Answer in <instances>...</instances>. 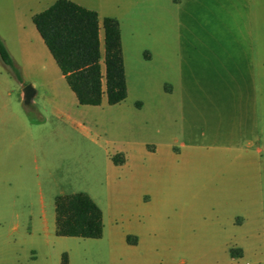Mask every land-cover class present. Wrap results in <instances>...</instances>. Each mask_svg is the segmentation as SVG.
<instances>
[{"label": "rangeland", "instance_id": "374dc122", "mask_svg": "<svg viewBox=\"0 0 264 264\" xmlns=\"http://www.w3.org/2000/svg\"><path fill=\"white\" fill-rule=\"evenodd\" d=\"M53 1L0 0V264H264V0H72L121 30L126 96L98 105L39 84ZM74 192L100 237L55 233Z\"/></svg>", "mask_w": 264, "mask_h": 264}, {"label": "trees", "instance_id": "16d2710c", "mask_svg": "<svg viewBox=\"0 0 264 264\" xmlns=\"http://www.w3.org/2000/svg\"><path fill=\"white\" fill-rule=\"evenodd\" d=\"M31 20L79 104L98 105L103 93L108 104L118 103L125 98L120 32L114 17L102 18L104 92L101 87L99 23L95 10L71 0H54L34 13ZM0 60L20 78L1 40ZM116 155L121 158L117 160ZM112 159L120 163L123 156L117 153ZM54 203L57 235L101 236V210L86 193L59 195Z\"/></svg>", "mask_w": 264, "mask_h": 264}, {"label": "crops", "instance_id": "0c3cea01", "mask_svg": "<svg viewBox=\"0 0 264 264\" xmlns=\"http://www.w3.org/2000/svg\"><path fill=\"white\" fill-rule=\"evenodd\" d=\"M72 1V0H71ZM74 2V1H73ZM76 3V2H75ZM77 4H79V3H77ZM79 5H81V4H79ZM81 6H83V5H81ZM83 7H85V6H83ZM87 8V7H86ZM88 9H90V8H88ZM93 10V9H92ZM41 11V10H40ZM39 12V11H38ZM37 13V12H36ZM97 15H98V13H97ZM103 17H105V16H103ZM102 17V18H103ZM110 17H112V16H110ZM116 19V18H115ZM117 20V19H116ZM118 21V20H117ZM33 23V22H32ZM98 23H99V18H98ZM34 25V24H33ZM118 25H119V22H118ZM35 27V26H34ZM35 30H36V28H35ZM36 32H37V30H36ZM101 32H102V34H101ZM119 32H120V43H121V54H122V60H123V53H122V37H121V30H120V26H119ZM38 33V32H37ZM38 36L40 37V35H39V33H38ZM102 38H103V30H102V19H101V23L99 24V39H100V50H101V46H102V49H103V43H102ZM40 39H41V41L43 42V40H42V38L40 37ZM43 44H44V42H43ZM45 45V44H44ZM46 47V46H45ZM48 50V49H47ZM48 53H49V51H48ZM49 55H50V57L52 58V60L55 62V60L53 59V57L51 56V54L49 53ZM55 64H56V62H55ZM57 65V64H56ZM58 67V66H57ZM123 69H124V66H123ZM58 70H59V68H58ZM101 70V69H100ZM101 74H102V72H101ZM124 76H125V73H124ZM45 77H47V78H45V80L44 81H41L39 84H41L42 85V88L43 89H45L47 92H52V93H54V94H56L57 96H59V101H58V104L60 105V104H64V103H66V102H70V103H73V102H75L76 101V103H78V101H77V99H76V97H75V94L73 93V91L69 88V86H68V84L66 83V81H65V78H64V76H63V74L61 73V71L59 70V72L57 73V72H53V74L51 75V76H49V78H48V76H45ZM63 81L66 83V85H67V87H68V89L69 90H67V88H66V86H64V83H63ZM125 84H126V82H125ZM30 85V84H29ZM31 87L33 88V90H34V94L37 92V85H36V83H35V81L33 82H31ZM101 87H103V83H102V77H101ZM22 94H23V92H22V89H21V91H20V97H22ZM103 96L105 97V94L103 93V95H102V97H101V101H102V98H103ZM75 99V100H74ZM105 99H106V97H105ZM107 102V101H106ZM79 104V103H78ZM117 153H121V155L123 156V161L122 162H120V163H115V162H113V156L115 155V154H117ZM115 154H113L112 155V157H111V159H112V162L114 163V164H122V163H124L125 162V156H124V154L122 153V152H116ZM74 193H76V192H74ZM72 194V193H71ZM63 195H68V194H63ZM88 195V194H87ZM57 196H59V195H57ZM89 196V195H88ZM56 197V196H55ZM90 197V196H89ZM91 198V197H90ZM92 199V198H91ZM93 200V199H92ZM54 202H55V199H54ZM55 204V203H54ZM97 205V204H96ZM98 206V205H97ZM99 207V206H98ZM100 209V208H99ZM54 210H55V205H54ZM101 219H102V212H101ZM103 226V225H102ZM127 239H129V240H131L130 239V237L129 236H127ZM133 239V241L135 240L134 238H132Z\"/></svg>", "mask_w": 264, "mask_h": 264}, {"label": "water", "instance_id": "95a60500", "mask_svg": "<svg viewBox=\"0 0 264 264\" xmlns=\"http://www.w3.org/2000/svg\"><path fill=\"white\" fill-rule=\"evenodd\" d=\"M22 99H23V102L25 104H28L30 101H31V98L34 94V90L33 88L31 87V85L29 84H26L23 88H22Z\"/></svg>", "mask_w": 264, "mask_h": 264}]
</instances>
